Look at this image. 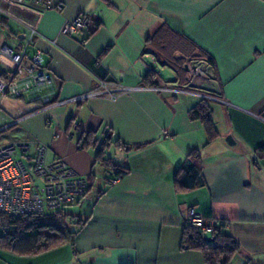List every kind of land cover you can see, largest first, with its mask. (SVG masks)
Returning <instances> with one entry per match:
<instances>
[{"label": "crops", "instance_id": "crops-1", "mask_svg": "<svg viewBox=\"0 0 264 264\" xmlns=\"http://www.w3.org/2000/svg\"><path fill=\"white\" fill-rule=\"evenodd\" d=\"M111 1L112 6L102 0H52L62 6L57 11L0 0L9 14H0V30L13 38L11 46L19 44L27 27L37 31L30 51L41 52V63L52 75L53 101L85 94L100 80L118 89L114 97L93 96L44 111L29 97L0 98V147L27 144V154L15 152L14 158L28 165L42 145L46 162L62 159L86 179L88 189L80 203L63 209L85 210L71 244L38 255L0 249V264H205L199 251L179 247L190 207L225 221L224 231L239 246L229 264H264V0ZM80 14L90 17L88 26L61 34L64 21ZM93 19L99 27L90 35ZM161 25L213 59V67L206 65L227 104H209L218 131L210 142L187 114L197 98L141 84L147 69L157 73L159 86L182 84L184 76L148 40ZM76 125L95 131L99 141L110 136L142 144L107 149V156L113 147L124 151L119 160L128 173L108 184L109 174L102 172V183L94 185V150L78 147ZM191 150L199 152L203 182L177 192L173 176Z\"/></svg>", "mask_w": 264, "mask_h": 264}, {"label": "built area", "instance_id": "built-area-1", "mask_svg": "<svg viewBox=\"0 0 264 264\" xmlns=\"http://www.w3.org/2000/svg\"><path fill=\"white\" fill-rule=\"evenodd\" d=\"M10 1L16 4L30 1L41 5L44 9L57 11L62 8L60 3L54 4L52 0ZM0 14L9 15L7 9L1 4ZM89 21V16L80 14L73 20L64 21L60 33L73 35L87 27ZM36 35L37 31L34 28L27 27L18 45L11 46L0 39V66L3 60L11 64L9 70H0V98L29 97L39 101L41 104L39 111H44L64 103H78L93 96H115L118 89L110 90L107 88V82L100 80L95 89L85 94L65 101H53L52 94L48 90L52 85V75L41 63V52L36 49L30 51ZM206 64L204 61L188 64L189 78L185 83L165 81L161 86H153L151 89L174 95L185 94L209 103L227 104L221 98L218 79ZM57 136V134L54 135V137ZM71 136L72 134L68 133L67 137ZM15 152H19L21 157L25 156L28 145L10 143L0 147V214L10 217L41 215L63 210L82 201L87 191L86 179L62 159L46 162V148L40 145L31 156L29 164L26 165L21 158H14ZM185 220L188 225L205 233H210L216 226L214 219L204 216L192 207L187 210Z\"/></svg>", "mask_w": 264, "mask_h": 264}, {"label": "trees", "instance_id": "trees-1", "mask_svg": "<svg viewBox=\"0 0 264 264\" xmlns=\"http://www.w3.org/2000/svg\"><path fill=\"white\" fill-rule=\"evenodd\" d=\"M102 1L108 6H112L111 0ZM92 21L90 35L94 34L99 27V20L93 19ZM169 31L171 37L167 36ZM148 40L151 44L159 47L166 63L184 76L181 83L186 82L189 78V70H186L185 67L191 62L204 61L208 65L214 66L213 59L207 52L182 34L175 33L164 25L159 26L154 35ZM141 84L145 87L157 86V73L153 69H147L142 76ZM209 104L203 99H198L187 112L189 119L198 121L201 124L207 142L216 139L218 136V131L214 125L213 111ZM71 121L69 120L66 129L70 127ZM75 127L79 131L76 139L78 147L94 150L95 163H99L109 174V177H107L108 184L114 178H119L128 173L129 170L126 166L117 164L110 156L106 155L107 149L111 145L125 149L129 147L137 149L142 144L128 145L117 138L111 139L110 136H105L99 141L95 131H84L77 125ZM259 150L261 153L263 152L262 147ZM202 182L199 152L191 150L188 152L186 160L175 171L173 187L177 192L192 191L200 187ZM100 193V191L97 192L98 195ZM77 216L64 210L22 217H10L0 214V249L16 255H38L65 243L71 244L75 234L73 228H79L85 221L82 218L74 219ZM215 221L216 226L212 231L205 233L188 225L185 220L182 224L179 247L182 250L199 251L205 264H229L232 256L238 253L239 246L224 231L225 221Z\"/></svg>", "mask_w": 264, "mask_h": 264}, {"label": "rangeland", "instance_id": "rangeland-1", "mask_svg": "<svg viewBox=\"0 0 264 264\" xmlns=\"http://www.w3.org/2000/svg\"><path fill=\"white\" fill-rule=\"evenodd\" d=\"M1 31V30H0ZM1 36L3 40H5L9 45L11 44V42L13 41V38H11V36L8 34V32L6 30H2L1 32ZM11 67V64L9 63V61L7 60H3L2 63H1V66H0V70L1 71H7L9 70ZM215 108V107H214ZM71 133V132H70ZM68 134V133H67ZM66 134V136H67ZM58 135V134H57ZM124 153V151L122 149H115L114 147L110 149V151L108 152V155H110L111 157L114 158V161H121L119 160L121 158V154ZM121 165H125L124 162L121 161L120 163ZM93 173H94V180H93V183L94 185H98V184H101L102 183V172L105 173V170L104 168L98 163H96L93 167ZM38 183H40V181L36 180ZM93 191L89 194V197H93ZM85 197V196H84ZM90 199V198H89ZM88 199V201H89ZM86 202V201H85ZM80 203V202H79ZM80 206H73V207H70L68 208L67 210L69 211H73V209H79ZM67 211V212H68ZM80 211V210H78ZM84 211H82L81 214H85ZM76 215H78L77 217H74V219H77V218H81V214L79 212L75 213ZM0 235H1V227H0Z\"/></svg>", "mask_w": 264, "mask_h": 264}, {"label": "water", "instance_id": "water-1", "mask_svg": "<svg viewBox=\"0 0 264 264\" xmlns=\"http://www.w3.org/2000/svg\"><path fill=\"white\" fill-rule=\"evenodd\" d=\"M187 68V67H186Z\"/></svg>", "mask_w": 264, "mask_h": 264}]
</instances>
